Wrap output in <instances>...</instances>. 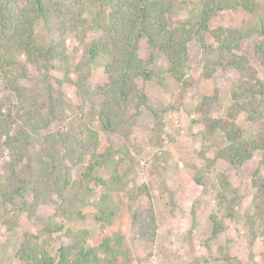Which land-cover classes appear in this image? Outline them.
Returning <instances> with one entry per match:
<instances>
[{"label": "trees", "instance_id": "16d2710c", "mask_svg": "<svg viewBox=\"0 0 264 264\" xmlns=\"http://www.w3.org/2000/svg\"><path fill=\"white\" fill-rule=\"evenodd\" d=\"M173 6V0H113L106 13L99 11L90 20L86 16V0H0V78L7 92L0 99V157L9 161L13 175L22 182L18 187L5 186L2 195L5 201L12 200L15 195L22 197L21 210L28 212L29 219L36 217L43 205H57L55 215L45 219L43 233L47 240H41V235L35 233L25 234L17 255L26 264H121L125 253L117 247V244H121L120 239L106 235L100 242H90L86 229L71 224L76 212L68 209L70 205L66 190L74 182V166L87 154L92 159L81 175V192L86 189L90 195L95 186L102 185L104 189L100 193V200L107 202L112 198L111 193L128 186L134 159L121 137L117 142L120 148L115 147L116 141L110 137L134 122L137 113L129 114L132 100L135 99L138 112L147 106L146 85L156 75L154 65L160 53L169 61L172 75L181 79L189 67V42L197 40L202 48H210L207 40L210 34L219 56L212 65L205 67V75L210 76L226 67L236 68L242 73L238 89L231 94L234 102L227 109V117L231 119L213 118L209 124L211 130L220 129L227 137L228 145L220 150L218 156L229 162L228 176L242 171L255 150H264L263 132L259 133L258 141H247L243 129L236 128L231 121L241 112H255L259 108L256 97L264 93V81L250 70L248 57L240 52L245 33L239 27L211 28L210 25L211 18L222 12L243 8L253 13L256 0H202L193 25L187 21L171 22L168 14ZM42 20L58 26V30H65L70 24L69 27L81 39L86 38L89 31L94 32L95 37L86 44L78 69L92 65L103 54L108 56L103 65L106 83L91 85L83 75L76 81L78 92L85 101L91 97L103 98L99 119L102 130L110 140L106 151L99 152V134L88 126L75 138L67 132L48 130L71 106L69 101L58 96L62 91L51 84L44 93L29 94L21 84L22 78L30 76L28 66L32 64L47 77L53 71H63L66 80L71 81L68 61L71 53L62 36V40L52 41L48 45L40 41L37 28ZM258 33L261 39L255 44V51L264 68V14ZM142 41L149 45L148 52L143 56L140 52ZM56 91L58 95H54ZM12 92L16 94L15 100ZM10 98L11 105L7 103ZM156 115L159 116L158 113ZM15 124L20 126V130H15ZM37 144L42 146L40 151L36 150L29 157L27 165L22 164L26 157V146L35 147ZM6 148L9 153L4 155ZM123 162H127L128 168L121 173L119 166ZM101 167H106L109 173L94 176L93 173ZM227 174L219 185H215L216 188L212 187L220 204L228 198L227 187L232 186ZM254 175H259L258 170ZM193 178L197 183H202L200 176L195 174ZM91 181H94L93 185ZM254 182L257 181L254 179ZM260 189L264 194V180L260 182ZM129 190L132 230L144 242L152 244L156 241L159 223L151 190L147 183L134 184ZM28 195H31V199H26ZM119 211L118 207L110 208L103 204L95 218L101 222H111ZM259 212H255V215L258 216ZM77 213L82 214L80 208ZM228 214L230 216L231 213ZM209 216L213 233L217 234L223 228L222 220L218 212ZM17 222L6 220L11 225H17ZM256 236L251 235V240ZM48 240L58 242L55 253L49 248Z\"/></svg>", "mask_w": 264, "mask_h": 264}, {"label": "rangeland", "instance_id": "374dc122", "mask_svg": "<svg viewBox=\"0 0 264 264\" xmlns=\"http://www.w3.org/2000/svg\"><path fill=\"white\" fill-rule=\"evenodd\" d=\"M86 2V16L90 20L99 11L106 13L113 4V0ZM173 2V10L168 14L169 20L195 24L202 0ZM263 14L264 0H256L253 13L240 8L216 14L210 20L211 28L239 27L245 33L240 52L248 57L250 70L255 71L262 81L264 68L258 61L255 44L261 39L258 28ZM69 26L67 24L68 28L58 30V26L42 20L37 30L40 41L46 45L62 40L63 37L71 53L68 60L71 81L66 80L63 71H53L47 77L32 64L28 66L30 76L22 78L21 84L28 89L29 94L44 93L51 84L62 91L59 95L58 91L53 93L61 95L71 106L48 130L67 132L75 138L88 126L98 132L99 152H103L110 146L109 137L102 130L99 119L103 98L91 97L85 101L78 92L76 81L83 75L91 85L106 83L107 75L103 65L108 56L103 54L92 65L85 66L83 70L78 69L86 44L95 35L89 31L86 38L81 39ZM207 40L211 44L207 49L202 48L197 40L189 42V67L181 79L172 75L169 61L160 53L154 65L156 75L146 85L147 106L138 112L135 99L132 100L129 114L137 113L134 122L110 137L112 140L114 138L115 147L118 148L121 147L117 143L121 137L134 159V167L129 175L131 180L125 189L111 193L112 198L102 202V185L95 186L90 195L86 189L81 192L83 189L79 186L81 175L92 159L91 155H83L79 164L73 168L74 182L66 190L70 205L68 209L76 212L71 224L86 229L90 242H100L106 235L120 239L121 244H117V247L125 253L121 264H264V194L260 189V182L264 180V150H255L242 171L228 176L229 162L218 156L220 150L228 145L227 137L220 129L211 130L209 124L213 118L231 119L227 117V109L234 102L231 94L238 89L242 73L236 68L226 67L210 76L205 75V67L212 65L219 56L214 38L208 34ZM140 47L143 56L148 52L149 45L142 41ZM6 94L0 78V99ZM15 97L16 94H12L14 100ZM12 98L7 99L9 105L12 104ZM255 102L259 107L255 112H241L234 121L231 120L236 128L243 129L247 141H258L259 133H264V93L258 95ZM15 126L16 131L20 130L18 124ZM41 147V144L35 147L27 145L22 164L27 165L29 157L36 150L40 151ZM8 153L9 149L6 148L4 155ZM125 163L119 166L121 173L128 168ZM9 165L5 157H0V264H26L17 255L25 234L35 233L41 235V240H47L43 233L45 219L55 215L57 205H43L36 217L29 219L28 212L21 210L24 201L22 197L15 195L12 200L5 201L2 195L5 186L22 185ZM257 170L259 175L255 176ZM107 173L106 167H101L93 174L97 176ZM195 174L202 178V183L194 180ZM225 174L232 186L227 187L228 198L220 204L212 187L219 185ZM93 183L90 182L91 185ZM139 183L148 184L157 213L158 234L152 244L144 242L132 230L128 193L134 184ZM26 199H31V195ZM103 204L120 209L111 222H101L95 218ZM79 208L82 214L77 213ZM257 211H260L258 216L255 215ZM213 212H218L223 223V228L217 234L213 233V223L209 216ZM6 220L18 222L17 225H11ZM253 234L257 236L251 240ZM48 245L55 253L58 242L51 240Z\"/></svg>", "mask_w": 264, "mask_h": 264}]
</instances>
